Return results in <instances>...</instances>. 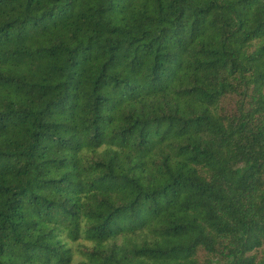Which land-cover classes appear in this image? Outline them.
<instances>
[{"label": "trees", "instance_id": "16d2710c", "mask_svg": "<svg viewBox=\"0 0 264 264\" xmlns=\"http://www.w3.org/2000/svg\"><path fill=\"white\" fill-rule=\"evenodd\" d=\"M0 264H264V0H0Z\"/></svg>", "mask_w": 264, "mask_h": 264}]
</instances>
